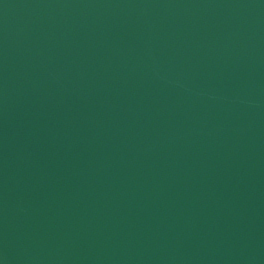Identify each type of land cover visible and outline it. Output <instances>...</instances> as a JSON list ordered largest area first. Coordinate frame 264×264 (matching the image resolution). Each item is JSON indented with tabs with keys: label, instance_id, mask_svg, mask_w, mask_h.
Returning <instances> with one entry per match:
<instances>
[{
	"label": "water",
	"instance_id": "95a60500",
	"mask_svg": "<svg viewBox=\"0 0 264 264\" xmlns=\"http://www.w3.org/2000/svg\"><path fill=\"white\" fill-rule=\"evenodd\" d=\"M0 264H264V0H0Z\"/></svg>",
	"mask_w": 264,
	"mask_h": 264
}]
</instances>
